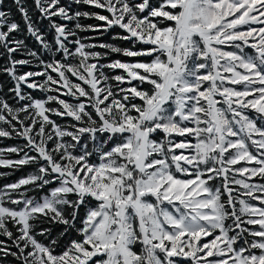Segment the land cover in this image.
Returning a JSON list of instances; mask_svg holds the SVG:
<instances>
[{
    "label": "snow or ice",
    "instance_id": "1",
    "mask_svg": "<svg viewBox=\"0 0 264 264\" xmlns=\"http://www.w3.org/2000/svg\"><path fill=\"white\" fill-rule=\"evenodd\" d=\"M5 3L0 264H264V0Z\"/></svg>",
    "mask_w": 264,
    "mask_h": 264
},
{
    "label": "trees",
    "instance_id": "2",
    "mask_svg": "<svg viewBox=\"0 0 264 264\" xmlns=\"http://www.w3.org/2000/svg\"><path fill=\"white\" fill-rule=\"evenodd\" d=\"M28 4H29V6H31V0H28ZM5 7L6 8H11L15 19H17L18 21L20 20V15H19L18 12H16L15 6L12 4V0H6ZM83 10H94V9H89L88 6H84V9ZM82 22L83 23H86V24L99 23L98 21H95V20H84ZM21 26H23V22L22 21H21ZM113 31L118 32L120 30L119 29H114ZM89 33H91V32L82 33V35L89 34ZM103 39L105 41L118 43V44H120L121 47H129L130 46L126 42H123V41H111V33L105 35L103 37ZM29 43L32 44L33 42L32 41H29ZM116 58H120L122 60H129L130 59V58H127V57L115 56V55L112 57V59H116ZM6 79H7L6 77H0V80H6ZM5 91H7L6 88H5ZM33 94H35V96H39L37 92H34ZM18 142H19V138H15V139H5V140L0 141V146L15 145ZM27 170L28 169H25V171H27ZM0 171H6V169L0 168ZM22 174H23L22 172H17L15 174L11 175L10 177H8V179L6 181H3V182H11V181H14L15 179H17Z\"/></svg>",
    "mask_w": 264,
    "mask_h": 264
},
{
    "label": "rangeland",
    "instance_id": "3",
    "mask_svg": "<svg viewBox=\"0 0 264 264\" xmlns=\"http://www.w3.org/2000/svg\"><path fill=\"white\" fill-rule=\"evenodd\" d=\"M103 14H107V13H103ZM83 23V22H82ZM86 24V23H85ZM93 35H95V33H89V34H85L84 36H93ZM117 59V58H116ZM120 59V58H119ZM38 93V95L39 96H42V94L41 93H39V92H37ZM33 95H35V94H33ZM38 96V97H39ZM2 140H5V139H0V141H2ZM23 143V141H21L20 139H19V142L17 143V144H22ZM7 146H11V145H7ZM0 147H6V146H0Z\"/></svg>",
    "mask_w": 264,
    "mask_h": 264
}]
</instances>
